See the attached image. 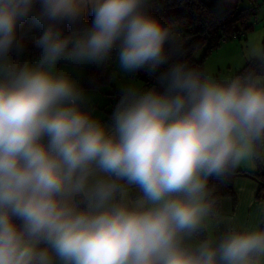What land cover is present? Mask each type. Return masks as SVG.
Wrapping results in <instances>:
<instances>
[{
	"label": "clouds",
	"instance_id": "clouds-1",
	"mask_svg": "<svg viewBox=\"0 0 264 264\" xmlns=\"http://www.w3.org/2000/svg\"><path fill=\"white\" fill-rule=\"evenodd\" d=\"M141 3L0 0V58L24 22L45 25L35 65L0 67V264H264V229L182 245L210 212L207 177L264 135V87L221 86L176 65L164 93L129 90L106 127L81 109L75 83L53 72L62 58L98 62L117 45L126 72L155 70L168 30ZM89 10L83 36L62 34L58 25ZM120 180L141 198L117 201Z\"/></svg>",
	"mask_w": 264,
	"mask_h": 264
},
{
	"label": "trees",
	"instance_id": "trees-1",
	"mask_svg": "<svg viewBox=\"0 0 264 264\" xmlns=\"http://www.w3.org/2000/svg\"><path fill=\"white\" fill-rule=\"evenodd\" d=\"M140 11L158 20L167 30L168 35L164 44V62L158 65L155 70L145 66L135 71V76L142 79L146 84L152 85L159 92V88L167 89L168 74L176 65H182L186 70H195L202 80H206L204 59L217 48L224 39L240 38L246 31L252 28L251 18L257 14L255 0H142ZM257 20V19H255ZM253 21V20H252ZM92 14L89 10L82 19L75 23H63L58 25L62 34H78L80 31L91 27ZM264 22V17H262ZM45 25L33 22L32 19L24 22L18 29L16 42L7 56L24 52L32 45H26V37L38 38L44 30ZM72 44H69V48ZM118 45L115 51L110 52L104 59L118 53ZM19 49V51H17ZM262 49H264V38H262ZM203 50L200 58L194 54ZM4 58V57H3ZM264 74V61L259 58H250L245 65L229 82H218V85L228 86L236 77L247 76L249 73ZM153 78V81L150 79ZM110 82V73L105 66L99 67L92 62L87 68L82 81V88H97ZM117 96V102L124 96V93L115 89L109 93ZM130 98V97H129ZM116 103L115 107H116ZM254 156L258 164L256 171H251L258 178L262 185L257 193L260 198L264 194V166H262V146H264V135L254 141ZM236 172L234 165H230L222 176L207 177L205 200L210 205L209 216L220 212L221 199L224 196H233L228 175ZM199 239L205 240V230L200 229L193 233Z\"/></svg>",
	"mask_w": 264,
	"mask_h": 264
},
{
	"label": "crops",
	"instance_id": "crops-1",
	"mask_svg": "<svg viewBox=\"0 0 264 264\" xmlns=\"http://www.w3.org/2000/svg\"><path fill=\"white\" fill-rule=\"evenodd\" d=\"M255 3L258 6L260 3L264 4V0H255ZM33 40L32 36L26 37V45H32ZM24 52H21L17 57L12 55L0 59H6L4 66L12 64H15L17 67H23L25 64L35 65L40 56L31 57L27 54L28 50H26V53ZM116 57L117 55L113 59L115 60ZM91 63V61L78 62L62 58L57 61L53 72L56 75L67 76L75 83L77 89L82 94L81 100L91 106L88 112L95 119L105 124L106 127L110 126L112 112L115 109V104L110 102L109 93L115 89H119L124 94L131 90L140 95L149 90H156L154 86L148 85L142 79L136 77L135 72H126L123 68H120L121 76L118 81H113L110 78L108 84L97 88H82L81 85L86 68ZM5 78L6 73L2 80ZM158 90L160 93L165 92L162 88ZM262 155H264V148H262ZM234 167L236 172L228 175L233 196H224L221 199L220 212L212 216L208 215L202 222L201 227L205 230V240L218 242L232 230L239 231L244 228L264 229V194H261L260 198L257 197L262 183L250 173L251 171H256L258 168L254 156V142L252 149L240 158L234 164ZM96 178L107 177H103V174H97L93 179ZM116 183L119 185L115 193L117 201L124 200L132 203L141 198L142 193L135 185H129L123 180L116 181ZM81 207H84L83 203H81ZM202 241L204 240L197 238L193 234L190 236L186 235L183 237L182 245L189 250H195Z\"/></svg>",
	"mask_w": 264,
	"mask_h": 264
},
{
	"label": "rangeland",
	"instance_id": "rangeland-1",
	"mask_svg": "<svg viewBox=\"0 0 264 264\" xmlns=\"http://www.w3.org/2000/svg\"><path fill=\"white\" fill-rule=\"evenodd\" d=\"M264 4L260 3L257 6V14L251 18L252 28L246 31L240 38H230L223 40L221 44L213 49L204 59V68L206 72V80L218 84V82H229L233 80L236 73L242 69L248 59L259 58L264 61V49H262V38H264ZM257 19V20H255ZM253 20V21H252ZM87 30L80 31L74 37L83 36ZM203 50L195 52V58H200ZM115 60L110 55L106 61L104 59L95 62L97 66H105V69L110 73V78L113 81H118L121 76L120 62L118 53ZM255 56V57H253ZM6 59H0V67H3ZM5 72L0 71V81H2ZM252 84L257 87L264 84V74H257L253 77ZM264 148V146H262Z\"/></svg>",
	"mask_w": 264,
	"mask_h": 264
},
{
	"label": "built area",
	"instance_id": "built-area-1",
	"mask_svg": "<svg viewBox=\"0 0 264 264\" xmlns=\"http://www.w3.org/2000/svg\"><path fill=\"white\" fill-rule=\"evenodd\" d=\"M36 38H34L33 42H32V47L30 49H28V55L31 56V57H37V56H41V49H39L38 47H36L34 41H35ZM226 40V39H224ZM116 48H114L112 51H115ZM111 51V52H112ZM20 53H16L15 57L19 56ZM154 79L151 78L150 81H153ZM258 87H264V84H261V86H258ZM110 98H111V101L113 103H116L117 102V96L116 95H110ZM262 166H264V157H262Z\"/></svg>",
	"mask_w": 264,
	"mask_h": 264
},
{
	"label": "water",
	"instance_id": "water-1",
	"mask_svg": "<svg viewBox=\"0 0 264 264\" xmlns=\"http://www.w3.org/2000/svg\"><path fill=\"white\" fill-rule=\"evenodd\" d=\"M255 76V73L254 72H251V73H249L247 76H242V75H240V76H238V77H236V79L234 80L235 82H239L240 84H242V85H248V84H252V80H253V77ZM233 81V82H234ZM79 106L81 107V109L82 110H84V111H89L90 110V108H91V106L88 104V103H86V102H84V101H82V100H80V102H79Z\"/></svg>",
	"mask_w": 264,
	"mask_h": 264
}]
</instances>
